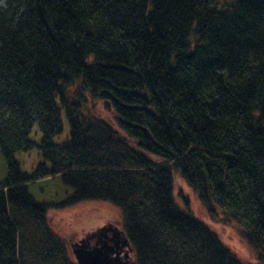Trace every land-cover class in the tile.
Listing matches in <instances>:
<instances>
[{"label":"trees","instance_id":"16d2710c","mask_svg":"<svg viewBox=\"0 0 264 264\" xmlns=\"http://www.w3.org/2000/svg\"><path fill=\"white\" fill-rule=\"evenodd\" d=\"M0 158V264H73L29 194L54 178L55 207L119 210L133 264H244L176 206L174 173L264 264V0H0Z\"/></svg>","mask_w":264,"mask_h":264},{"label":"rangeland","instance_id":"374dc122","mask_svg":"<svg viewBox=\"0 0 264 264\" xmlns=\"http://www.w3.org/2000/svg\"><path fill=\"white\" fill-rule=\"evenodd\" d=\"M86 110L90 116L108 123L116 132H120L114 115L107 111L102 104L89 100ZM61 121L63 132L53 139L54 143H60L68 138V126L62 115ZM40 138L37 126H34L29 140L37 144ZM15 159L21 171L27 174H31L42 163L36 149L27 153H18L15 155ZM4 173V165L0 158V182ZM65 192L69 191L65 190L58 178L37 180L29 186V194L32 199L36 203L48 205L45 215L46 223L52 233L64 243L67 258L73 264H77L72 255L71 246L108 224L122 231L121 217L115 206L103 201H86L63 208L55 207L63 200ZM173 198L180 210L189 213L216 234L222 245L231 251L240 262L257 264L254 253L240 236L238 224L233 221L223 223L224 217L220 211H218L217 221L211 220L193 190L177 173L173 174ZM134 260L135 255L132 250L130 264H133Z\"/></svg>","mask_w":264,"mask_h":264},{"label":"flooded vegetation","instance_id":"af4514ba","mask_svg":"<svg viewBox=\"0 0 264 264\" xmlns=\"http://www.w3.org/2000/svg\"><path fill=\"white\" fill-rule=\"evenodd\" d=\"M124 237L122 231L108 224L81 241L90 252L98 251L100 264H130L132 249Z\"/></svg>","mask_w":264,"mask_h":264},{"label":"water","instance_id":"95a60500","mask_svg":"<svg viewBox=\"0 0 264 264\" xmlns=\"http://www.w3.org/2000/svg\"><path fill=\"white\" fill-rule=\"evenodd\" d=\"M125 242L129 245L127 239L124 237ZM83 241L78 242V244L71 246L72 255L74 256L77 264H100L98 263L102 258L96 256L98 255V251L95 250L90 252L83 245Z\"/></svg>","mask_w":264,"mask_h":264}]
</instances>
